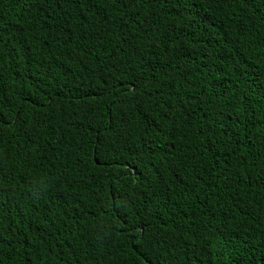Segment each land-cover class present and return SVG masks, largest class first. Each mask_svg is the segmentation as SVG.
Masks as SVG:
<instances>
[{"label": "trees", "instance_id": "1", "mask_svg": "<svg viewBox=\"0 0 264 264\" xmlns=\"http://www.w3.org/2000/svg\"><path fill=\"white\" fill-rule=\"evenodd\" d=\"M0 264H264V0H0Z\"/></svg>", "mask_w": 264, "mask_h": 264}]
</instances>
